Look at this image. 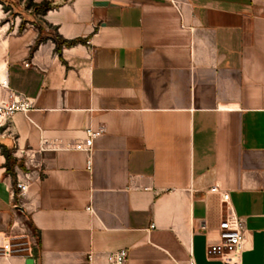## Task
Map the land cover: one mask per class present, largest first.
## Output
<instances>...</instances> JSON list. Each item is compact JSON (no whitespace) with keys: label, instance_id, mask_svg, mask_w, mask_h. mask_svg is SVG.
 I'll use <instances>...</instances> for the list:
<instances>
[{"label":"crops","instance_id":"0c3cea01","mask_svg":"<svg viewBox=\"0 0 264 264\" xmlns=\"http://www.w3.org/2000/svg\"><path fill=\"white\" fill-rule=\"evenodd\" d=\"M16 1L0 102L32 108L0 137V247L23 249L0 264H224L230 214L233 264H264V0Z\"/></svg>","mask_w":264,"mask_h":264},{"label":"built area","instance_id":"2783aa9c","mask_svg":"<svg viewBox=\"0 0 264 264\" xmlns=\"http://www.w3.org/2000/svg\"><path fill=\"white\" fill-rule=\"evenodd\" d=\"M25 66L28 67V64H25ZM0 85L6 88V79L0 80ZM31 108L32 105L28 99L20 95H16L8 101L0 102V137H2L4 132L3 129L9 123L10 119L15 113L27 112ZM102 132V129L96 131L87 129L86 137L83 140V143L77 146V149L89 154L93 141L100 137ZM86 168L88 170L91 169L90 157L86 161ZM15 188L17 190V197L24 198L28 192L29 184L26 181H17ZM210 191L213 193L218 192L214 187L211 188ZM228 198V194H222V203L225 204ZM218 230L219 241L206 247V256L209 258L220 259L224 264H233L232 257L234 255L240 254L243 251V224L237 217L230 214L221 220ZM19 245L20 244H11L0 247V257L8 258L18 256L16 253L23 250L18 248ZM126 262V250L114 251L106 256L107 264H126Z\"/></svg>","mask_w":264,"mask_h":264},{"label":"rangeland","instance_id":"374dc122","mask_svg":"<svg viewBox=\"0 0 264 264\" xmlns=\"http://www.w3.org/2000/svg\"><path fill=\"white\" fill-rule=\"evenodd\" d=\"M1 1H3V3H0V5H1L0 9L2 11V15L0 17H3V16L5 17L7 15V18L14 19L15 15L13 14V12L9 13V11H7V10H8L9 6L16 5L17 1L16 0H1ZM0 26H1V24H0Z\"/></svg>","mask_w":264,"mask_h":264},{"label":"trees","instance_id":"16d2710c","mask_svg":"<svg viewBox=\"0 0 264 264\" xmlns=\"http://www.w3.org/2000/svg\"><path fill=\"white\" fill-rule=\"evenodd\" d=\"M50 9V5L48 3H42L40 5V8L36 9V12H40L42 14H45L48 10ZM64 44L70 45L73 42H69V41H62Z\"/></svg>","mask_w":264,"mask_h":264},{"label":"water","instance_id":"95a60500","mask_svg":"<svg viewBox=\"0 0 264 264\" xmlns=\"http://www.w3.org/2000/svg\"><path fill=\"white\" fill-rule=\"evenodd\" d=\"M24 264H34V259L31 258V257H27V258L25 259Z\"/></svg>","mask_w":264,"mask_h":264}]
</instances>
